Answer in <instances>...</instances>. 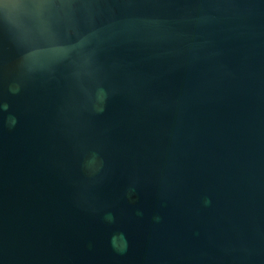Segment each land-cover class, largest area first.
Returning a JSON list of instances; mask_svg holds the SVG:
<instances>
[{
    "label": "water",
    "instance_id": "1",
    "mask_svg": "<svg viewBox=\"0 0 264 264\" xmlns=\"http://www.w3.org/2000/svg\"><path fill=\"white\" fill-rule=\"evenodd\" d=\"M0 264H264V0H0Z\"/></svg>",
    "mask_w": 264,
    "mask_h": 264
}]
</instances>
